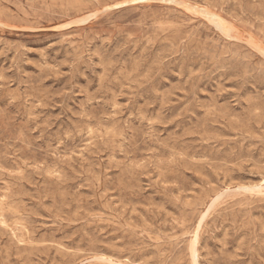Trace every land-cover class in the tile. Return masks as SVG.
I'll return each mask as SVG.
<instances>
[{
	"label": "rangeland",
	"instance_id": "rangeland-1",
	"mask_svg": "<svg viewBox=\"0 0 264 264\" xmlns=\"http://www.w3.org/2000/svg\"><path fill=\"white\" fill-rule=\"evenodd\" d=\"M0 164V264H264V0H0Z\"/></svg>",
	"mask_w": 264,
	"mask_h": 264
},
{
	"label": "bare ground",
	"instance_id": "bare-ground-1",
	"mask_svg": "<svg viewBox=\"0 0 264 264\" xmlns=\"http://www.w3.org/2000/svg\"><path fill=\"white\" fill-rule=\"evenodd\" d=\"M189 7V6H188ZM200 10V9H199ZM204 11V10H203ZM202 10H201V12H203ZM209 13V12H208ZM207 15V14H206ZM211 18H212V20H213V22L214 23H216L215 24V26L217 25V27L218 28H220L222 31H225V29H224V26H223V22H222V20L219 18V17H217V16H215V15H213V16H210ZM211 21V20H210ZM197 45V44H196ZM251 45V44H250ZM256 48H257V46H256ZM205 50V49H204ZM254 50V49H253ZM257 51V50H256ZM240 131H242V130H240ZM1 165V164H0ZM9 187V186H8ZM11 187V186H10ZM11 189V188H10ZM9 189V190H10ZM12 190V189H11ZM251 193V192H250ZM15 194H17V193H15ZM19 194V193H18ZM17 194V195H18ZM261 194V193H260ZM14 196V195H13ZM10 199V198H9ZM16 199V198H15ZM20 204V203H19ZM213 208V207H212ZM15 209V208H14ZM209 209V208H208ZM20 211V210H19ZM115 211V210H114ZM12 213V212H11ZM8 216V215H7ZM14 216H17V215H15L14 214ZM208 216V215H207ZM257 216V215H256ZM8 218V217H7ZM11 217H9V219H10ZM232 218V217H231ZM12 219V218H11ZM19 219V218H18ZM228 219V218H227ZM233 219V218H232ZM27 220H28V218H27ZM242 220V219H241ZM9 221H11V220H9ZM19 221H20V219H19ZM262 221H264V220H262ZM227 222H228V220H227ZM201 223H203V221L202 222H200L199 223V225L201 224ZM262 223V222H261ZM28 224V223H27ZM202 225V224H201ZM251 225H253V224H251ZM177 226V225H176ZM235 226H237V225H235ZM247 226H248V224H247ZM259 226V225H258ZM5 227V226H4ZM31 227V226H30ZM263 227V226H262ZM160 228V227H159ZM230 228V227H229ZM243 228V227H242ZM254 228V227H253ZM6 229V228H5ZM231 229H232V226H231ZM156 230L158 231V229L156 228ZM236 230H238V228L236 229ZM264 230V229H263ZM156 231V232H157ZM234 231V230H233ZM32 232V231H31ZM127 232V231H126ZM168 232V231H167ZM264 232V231H263ZM19 233V232H18ZM128 233V232H127ZM152 233V232H151ZM244 233V232H243ZM254 233H255V230H254ZM260 233V232H259ZM196 234V233H195ZM242 234V233H241ZM247 234V233H246ZM251 234V233H250ZM132 235V234H131ZM159 235V234H158ZM122 236V235H121ZM133 236V235H132ZM123 237V236H122ZM163 237V236H162ZM119 238V237H118ZM136 238V237H135ZM33 240V239H32ZM126 240V239H125ZM246 241H247V239H246ZM136 242V241H135ZM144 242V241H143ZM250 242H251V240H250ZM259 242V241H258ZM31 243V242H30ZM137 243V242H136ZM193 243H194V241H193ZM146 244V243H145ZM149 244V243H148ZM147 244V245H148ZM181 244V243H180ZM197 244V243H196ZM260 244V243H259ZM30 245H33L32 243L30 244ZM29 245V246H30ZM139 245V244H138ZM150 245V244H149ZM259 246V245H258ZM257 246V247H258ZM174 247H175V245H174ZM137 248V247H136ZM197 248V247H196ZM260 248V247H259ZM263 248V247H262ZM177 249V248H176ZM149 250V249H148ZM153 250V249H152ZM168 250V249H167ZM180 250V249H179ZM182 250V249H181ZM195 250V249H194ZM129 251V250H128ZM137 251V250H136ZM169 251V250H168ZM93 252V251H92ZM155 252H156V250H155ZM255 252H257V251H255ZM258 252H259V250H258ZM258 252H257V254H258ZM261 252V251H260ZM191 254V256L190 257H192L193 255H192V253H190ZM117 255V254H116ZM177 255H178V253H177ZM180 256V255H179ZM198 256V255H197ZM196 256V257H197ZM159 257V256H158ZM162 257V256H161ZM255 257V256H254ZM261 257V256H260ZM160 258V257H159ZM158 258V259H159ZM193 259V258H192ZM197 259V258H196ZM254 259V258H253ZM258 259V258H257ZM154 260V259H153ZM179 260V259H178ZM255 260V259H254ZM105 261V260H104ZM109 261V260H108ZM174 262V261H173ZM176 262V261H175ZM163 263V262H162ZM194 263H196V261L195 262H193V264Z\"/></svg>",
	"mask_w": 264,
	"mask_h": 264
}]
</instances>
